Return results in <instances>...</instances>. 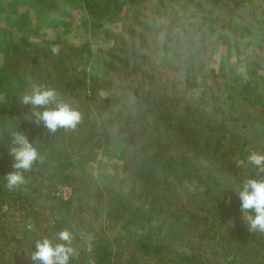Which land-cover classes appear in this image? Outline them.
<instances>
[{"label":"trees","instance_id":"1","mask_svg":"<svg viewBox=\"0 0 264 264\" xmlns=\"http://www.w3.org/2000/svg\"><path fill=\"white\" fill-rule=\"evenodd\" d=\"M30 1L39 26L54 28L71 2ZM80 1L94 33L118 30L89 51L88 71L86 47L0 27V264H39L36 243H63V230L73 235L69 264H264V231L250 229L238 197L247 180H264L248 160L264 154V0ZM244 37L257 45L244 83L227 91L214 58ZM34 85L78 111L77 126L35 123L21 103ZM17 133L42 158L28 171L13 168ZM107 147L124 159L115 177L98 178ZM14 171L24 183L10 189Z\"/></svg>","mask_w":264,"mask_h":264},{"label":"rangeland","instance_id":"2","mask_svg":"<svg viewBox=\"0 0 264 264\" xmlns=\"http://www.w3.org/2000/svg\"><path fill=\"white\" fill-rule=\"evenodd\" d=\"M6 1L11 2L12 0ZM24 1L27 3H23L17 9H10L7 6L2 10L0 8V27L10 30L15 37H26L29 41L38 42L44 39H54L61 35L71 43L86 47L80 64L82 70L88 71L93 60V57L89 56V51L96 53L107 49L112 42V35L118 31L114 25H107L99 32L94 33L88 26L87 15L80 0H71L69 6L67 5L54 15L57 19L55 28L41 27L38 23L40 15L37 6L32 9L31 4L34 2ZM21 15H24L25 18ZM261 39L264 40V35ZM256 41V37L241 38L238 46L230 53L225 46H220L217 49L214 67L220 73L227 75L229 82L227 91L232 90V86L239 87L244 83L246 77L245 58L256 47ZM238 50L241 54L237 52ZM2 60L3 55H0V62ZM123 159L124 154L113 147L101 149L97 152L94 172L98 178L103 175L115 177ZM60 194L68 198L70 190L64 189Z\"/></svg>","mask_w":264,"mask_h":264},{"label":"clouds","instance_id":"3","mask_svg":"<svg viewBox=\"0 0 264 264\" xmlns=\"http://www.w3.org/2000/svg\"><path fill=\"white\" fill-rule=\"evenodd\" d=\"M57 51L58 49H53V53ZM21 103L31 105L35 110L33 112L36 117L35 123H43L51 133H55L59 128H75L81 121V114L69 104L60 101L53 89L34 85L31 94L24 95ZM49 105H55V108L49 109ZM41 108L45 110L39 111ZM13 142L16 146L10 150V155L15 161L14 169L28 171L38 160L42 162L37 149L24 134H15ZM248 160L259 172L264 173V154L253 152ZM6 181L11 189L23 184L24 177L21 172L14 171L7 174ZM238 197L241 201V211L250 229L264 231V180H247L238 192ZM58 239L63 243L53 244L47 238L38 241L32 260L39 264H69L70 259L76 254L72 247L73 235L70 231L63 230L58 233Z\"/></svg>","mask_w":264,"mask_h":264}]
</instances>
